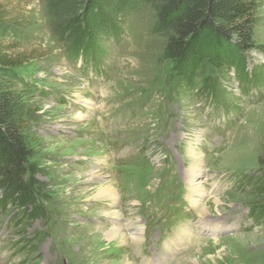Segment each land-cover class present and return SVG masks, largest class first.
Wrapping results in <instances>:
<instances>
[{"label": "rangeland", "instance_id": "1", "mask_svg": "<svg viewBox=\"0 0 264 264\" xmlns=\"http://www.w3.org/2000/svg\"><path fill=\"white\" fill-rule=\"evenodd\" d=\"M248 1L258 48L236 63L207 55L188 74L168 51L161 0H0V52L24 61L6 78L40 208L0 210V264H264V0ZM192 150L204 187L216 183L214 238L187 198ZM113 211L143 226L139 249L108 238ZM184 228L193 243L167 251Z\"/></svg>", "mask_w": 264, "mask_h": 264}, {"label": "trees", "instance_id": "2", "mask_svg": "<svg viewBox=\"0 0 264 264\" xmlns=\"http://www.w3.org/2000/svg\"><path fill=\"white\" fill-rule=\"evenodd\" d=\"M251 10L248 0H161L158 18L171 31L167 47L177 70L193 74L207 55L211 60L236 63L240 55L258 48L253 43L256 21ZM23 63L22 56L0 52V210L17 205L31 217L40 214L32 181L34 149L19 109V88L6 78ZM260 175L264 188V167Z\"/></svg>", "mask_w": 264, "mask_h": 264}, {"label": "bare ground", "instance_id": "3", "mask_svg": "<svg viewBox=\"0 0 264 264\" xmlns=\"http://www.w3.org/2000/svg\"><path fill=\"white\" fill-rule=\"evenodd\" d=\"M197 154L198 153L194 152V150L189 152V156L192 158V160L190 166L183 170L185 181L188 183L187 190L189 195L187 198L190 202V205H192L197 211L198 218L195 223V227L199 228L200 232H206L214 238L218 234V231L222 228V225L220 219H213L211 217L206 203V198L210 197L214 193L213 190L216 187V183L214 182L210 184L213 185V188L210 190H207L204 187V182L202 178H200V174L203 173L205 169L203 168L201 158L198 157ZM105 192L106 196L113 198H115L114 196H116L117 193L111 187L107 190H104V193ZM115 211H113L114 214L112 213V215L115 216L114 218L117 220V222L113 225L111 230L108 231V233H110L108 238H119V246L122 245V242L126 241V239L130 238L137 249H139L144 240L143 226L138 223V219L135 221L128 219L127 222L123 223L121 214ZM178 232L179 240L173 245H166L165 249H167V251L172 252V250H174L176 247L183 248L186 247L185 245L193 243L194 237L192 232L185 228L180 231L178 230ZM126 263L128 264L129 262Z\"/></svg>", "mask_w": 264, "mask_h": 264}]
</instances>
